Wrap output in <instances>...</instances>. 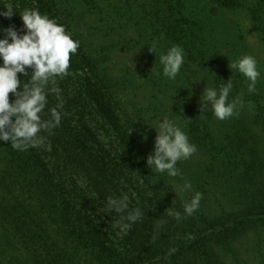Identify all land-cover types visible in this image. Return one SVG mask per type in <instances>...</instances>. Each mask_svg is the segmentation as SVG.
I'll return each mask as SVG.
<instances>
[{"label": "trees", "instance_id": "16d2710c", "mask_svg": "<svg viewBox=\"0 0 264 264\" xmlns=\"http://www.w3.org/2000/svg\"><path fill=\"white\" fill-rule=\"evenodd\" d=\"M120 1L124 5H113L114 16L125 19L134 30V45L149 51L155 43L154 35L160 37L155 43L157 55L149 51L158 72L160 45L164 41L161 36L186 51H191L190 45L198 44L194 28L200 23L195 18L198 9L193 0H152L159 9L150 20L152 31L148 34L142 27L144 18H136V0ZM209 1L214 6L205 2L209 8L205 11L203 6L201 13L244 7L264 37V0H255L250 7L241 0ZM7 2L0 0V7ZM11 2L17 13L11 20L0 17V27L14 24L20 28L19 12L37 8L64 24L80 41V47L71 58L70 75L58 81L64 102L60 126L51 134L41 133L43 142L27 151L0 142V264H264V157L247 158L221 147L206 122L191 118V113L174 98L173 111L189 128V137L205 145L199 143L218 162L221 168L217 169L234 175L243 204L236 211L221 207L211 215L201 192L203 198L193 215L180 221L168 216L166 210L170 207L183 214V201L189 200L192 192L176 195V177L155 173L147 166V157L153 151L147 142V110L132 104L129 112L124 107L123 83L109 75L104 62L106 49L88 48L71 22V11L81 2L89 7L88 1L76 0L74 5L63 0ZM187 57L194 59L193 53ZM145 79L152 87L170 88L162 75ZM242 82L246 83L245 79ZM248 95L244 99L255 103L257 118L264 123L260 97L256 93ZM55 103V97L50 96L49 106ZM177 167L182 170V161L177 162ZM198 184L194 182V186ZM121 193H128L130 208L141 207L145 215L127 235L119 215L114 211L106 213V198ZM158 219L164 221L159 228ZM156 232L160 235L153 241ZM249 234L254 257L242 260L234 245ZM170 248L177 251L169 255Z\"/></svg>", "mask_w": 264, "mask_h": 264}, {"label": "rangeland", "instance_id": "374dc122", "mask_svg": "<svg viewBox=\"0 0 264 264\" xmlns=\"http://www.w3.org/2000/svg\"><path fill=\"white\" fill-rule=\"evenodd\" d=\"M67 1H72L73 5L76 2V0H63V2ZM87 1L89 7L82 2L77 4L71 11L73 15L70 20L76 24L75 30L82 41L87 42L85 45L88 48L97 49L102 46L106 49L104 62L106 61L107 71L110 72V76L121 79L124 87L122 102L129 112H132V104L147 110L144 120L147 121L148 126H155L156 119L161 116L175 117L188 134L189 128L173 111L174 98H176L181 106L188 110L189 115L191 113V118L199 123L206 122L209 132L217 144L221 143V147L228 148L232 154L247 158L264 157V123L257 118L258 111L255 103L244 99L245 96H249L246 92V83L242 82L244 77L229 68L230 62L243 54L256 57L261 71V78L256 85V94L260 97L261 105H264V37L255 28L244 7L238 10L218 9L215 14L207 15L200 10L205 6L206 11L208 6H214L213 3L209 0H193L198 9L195 11V18L200 23L198 28H194L195 34L198 35V44L196 47L190 45L191 51L184 49L185 63L176 80L169 81L165 77V82L170 85V88L161 86L155 88L145 82L146 77L155 76L158 72L155 58L143 46L134 45L133 42L136 40L134 30L126 24L125 19L118 20L114 16L113 5L121 6L124 2L120 0ZM241 1L247 7L255 3V0ZM133 9L138 12L136 18H144L142 27L145 28L146 34L150 33L152 31L149 27V24H152L150 20L154 19L155 10L159 7L152 0H136ZM146 13L148 16L145 15ZM74 16L77 18L75 19ZM156 37L154 35L155 43L160 38ZM161 38L164 41L160 47L164 52L170 47L169 41L164 36ZM169 44L172 46L176 43ZM189 53H193L194 59L187 57ZM201 77H204L205 81L199 82ZM229 78L234 85L229 99L243 92L242 99L245 107L240 110L239 115L224 121L216 119L211 111L200 116L202 113L199 100L206 84L218 86ZM155 136V130L149 127L147 142L152 147ZM189 139L197 146V151L189 159L182 160V178L176 177V186L180 187L184 180L191 181L193 188L198 186L196 190L204 193V205L211 215L218 213L221 207L234 211L240 209L243 203L237 192L239 187L234 175L227 170L217 169L221 167L217 161L212 160L213 156L204 152L203 143L199 139L196 140L191 136ZM212 167L215 168L214 171H210ZM194 182L199 184L194 186ZM262 238L264 240V232ZM251 240L252 236L249 234L234 245L238 258L251 260L254 257ZM262 251L264 253V244Z\"/></svg>", "mask_w": 264, "mask_h": 264}, {"label": "clouds", "instance_id": "9594fccd", "mask_svg": "<svg viewBox=\"0 0 264 264\" xmlns=\"http://www.w3.org/2000/svg\"><path fill=\"white\" fill-rule=\"evenodd\" d=\"M16 13L11 0L0 7V17L5 19L11 20ZM19 16L20 28L14 24L0 27V142L10 143L13 149L23 152L43 142L45 137L41 133L51 134L52 129L60 126L64 102L58 81L70 75V61L77 53L80 41L73 38L64 24L37 8H24ZM149 51L157 55L155 43L150 45ZM184 63V49L173 44L159 53L161 71L156 74L175 81ZM229 68L244 77L248 93L257 92L261 71L255 56L243 54L231 61ZM200 81L205 78L201 77ZM233 86L231 78L218 86L206 84L199 100L200 116L208 111L220 121L238 116L245 104L243 92L229 99ZM50 96L55 97L54 106H49ZM149 127L155 130L156 136L153 151L147 157V166L155 173L182 178L177 162L189 159L197 151V146L190 142L175 117L161 116L156 119L155 126ZM180 192H192V195L183 201V214L171 207L166 210L167 215L177 221L193 215L203 198L201 192L193 191L189 180H184L175 194ZM129 203L128 193L106 198V213L114 211L119 215L125 235L145 216L141 207L130 208ZM163 223L158 219L157 228ZM159 235V232L154 233L152 240ZM176 251V248H170L169 255Z\"/></svg>", "mask_w": 264, "mask_h": 264}]
</instances>
